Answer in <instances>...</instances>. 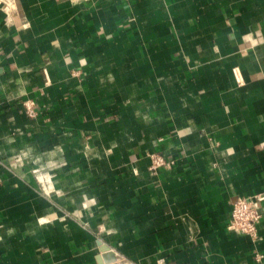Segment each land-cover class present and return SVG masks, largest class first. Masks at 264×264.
I'll return each mask as SVG.
<instances>
[{
    "label": "crops",
    "instance_id": "0c3cea01",
    "mask_svg": "<svg viewBox=\"0 0 264 264\" xmlns=\"http://www.w3.org/2000/svg\"><path fill=\"white\" fill-rule=\"evenodd\" d=\"M8 1L0 264H264V0Z\"/></svg>",
    "mask_w": 264,
    "mask_h": 264
},
{
    "label": "built area",
    "instance_id": "2783aa9c",
    "mask_svg": "<svg viewBox=\"0 0 264 264\" xmlns=\"http://www.w3.org/2000/svg\"><path fill=\"white\" fill-rule=\"evenodd\" d=\"M0 2L2 3L3 10L9 15L13 2L8 0H0ZM24 108L28 117L35 118L37 116L36 103L34 101H26L24 103ZM149 158L151 160L150 170L153 172L164 167H170L174 163L173 160H165L163 156L158 153L150 154ZM262 200H264V195L249 198L238 197L232 204L227 229L232 232L247 235L253 242H257L259 240L257 226L262 218L257 208V201ZM257 259L259 260L260 257L257 256ZM160 264H163L162 260Z\"/></svg>",
    "mask_w": 264,
    "mask_h": 264
},
{
    "label": "water",
    "instance_id": "95a60500",
    "mask_svg": "<svg viewBox=\"0 0 264 264\" xmlns=\"http://www.w3.org/2000/svg\"><path fill=\"white\" fill-rule=\"evenodd\" d=\"M103 250H105V251H106V250H107V248H106V249H103ZM117 258H118L117 256L113 257V259H117Z\"/></svg>",
    "mask_w": 264,
    "mask_h": 264
}]
</instances>
